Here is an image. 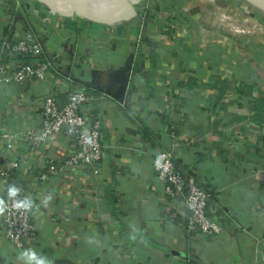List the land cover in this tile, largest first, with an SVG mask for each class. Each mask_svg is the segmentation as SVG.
<instances>
[{
  "label": "crops",
  "instance_id": "obj_1",
  "mask_svg": "<svg viewBox=\"0 0 264 264\" xmlns=\"http://www.w3.org/2000/svg\"><path fill=\"white\" fill-rule=\"evenodd\" d=\"M135 11L104 26L60 18L35 0H0V43L42 45L38 57L1 60L51 65L42 81L0 88V129L14 135L9 151L0 142V168L14 163L12 183L38 206L27 248L54 264H264V43L255 55L177 10ZM68 91L91 97L81 111L100 126L96 174L61 167L73 151L64 135L34 148L23 136L38 131L43 98L61 105ZM165 151L208 194L218 234L185 231L181 200L165 198L152 172ZM48 163L59 171L37 181ZM21 251L0 224V264H19Z\"/></svg>",
  "mask_w": 264,
  "mask_h": 264
},
{
  "label": "built area",
  "instance_id": "obj_2",
  "mask_svg": "<svg viewBox=\"0 0 264 264\" xmlns=\"http://www.w3.org/2000/svg\"><path fill=\"white\" fill-rule=\"evenodd\" d=\"M41 53L42 45L30 39L3 40L0 43V88L21 85L27 81H42L51 69L48 61L37 59L12 67L1 60L2 54L11 57L15 55L38 57ZM90 98L82 91H68L60 105L53 96L44 97L38 131L26 132L23 136L27 135L31 147L34 148L54 135H64L72 143L73 151L62 161L61 167L64 169L83 166L88 167L92 174H96V167L102 156L100 126L97 119L85 117L81 111L82 104ZM13 141L14 135L0 129V142L3 143L5 151L12 149ZM14 166V163H7L0 168L1 196L5 199H7L8 186L14 184L10 174ZM58 171V167L48 163L45 172L39 174L36 180L46 182ZM152 172L160 183L165 198L177 197L181 200L186 213L183 226L187 233L211 236L221 232V225L206 214L208 194L196 184L191 174L176 171L169 152H159L154 156ZM24 196L26 195L22 190L20 198ZM0 224L3 238L14 249L21 251L34 243L36 230L32 211L11 210L4 217H0Z\"/></svg>",
  "mask_w": 264,
  "mask_h": 264
},
{
  "label": "rangeland",
  "instance_id": "obj_3",
  "mask_svg": "<svg viewBox=\"0 0 264 264\" xmlns=\"http://www.w3.org/2000/svg\"><path fill=\"white\" fill-rule=\"evenodd\" d=\"M200 3L196 0H145V2L143 0L136 4V8L140 12L146 11L149 6H156L161 12L168 11V9L177 10L180 13V18L183 16L192 20L196 26L206 32H211L213 38H217L219 35L221 38L227 36L234 39L235 42L243 41L247 46H251L250 53L255 55H258L259 51L263 49L260 46H263L264 43V5L248 0H215L214 4L223 10L212 11L206 6L201 7ZM230 4L233 10H226L228 8L226 6ZM206 11H208L207 14ZM205 14L213 22L212 24L203 19ZM224 16L232 17L228 19ZM184 23H186L185 20Z\"/></svg>",
  "mask_w": 264,
  "mask_h": 264
},
{
  "label": "water",
  "instance_id": "obj_4",
  "mask_svg": "<svg viewBox=\"0 0 264 264\" xmlns=\"http://www.w3.org/2000/svg\"><path fill=\"white\" fill-rule=\"evenodd\" d=\"M49 13L60 18L76 17L87 22L110 26L129 21L136 16L140 0H35ZM252 1L255 4L260 2ZM264 1V0H261Z\"/></svg>",
  "mask_w": 264,
  "mask_h": 264
},
{
  "label": "clouds",
  "instance_id": "obj_5",
  "mask_svg": "<svg viewBox=\"0 0 264 264\" xmlns=\"http://www.w3.org/2000/svg\"><path fill=\"white\" fill-rule=\"evenodd\" d=\"M21 192L22 188L17 184H11L8 186L7 199L0 196V217H4L5 214L11 210L30 212L33 211L34 208H38L30 196L20 198ZM51 199L52 196L49 194L44 198L42 203L47 205ZM9 202H11V205H9ZM131 238L135 239V236ZM17 260L19 261V264H54V261L48 256L38 253L32 248L22 250L18 254Z\"/></svg>",
  "mask_w": 264,
  "mask_h": 264
},
{
  "label": "bare ground",
  "instance_id": "obj_6",
  "mask_svg": "<svg viewBox=\"0 0 264 264\" xmlns=\"http://www.w3.org/2000/svg\"><path fill=\"white\" fill-rule=\"evenodd\" d=\"M196 1H199V2H201L200 3V6L201 7H203V6H206V7H208V9H210V10H212V11H215V10H217V9H221V10H223L222 8H218L215 4H214V1L215 0H196ZM230 1V0H229ZM255 2H260V3H263L264 4V1H261V0H254ZM252 2V1H251ZM236 3V2H235ZM238 6V5H237ZM259 6V5H258ZM226 7H228V8H226V10H231L232 9V5L230 4V5H228V6H226ZM233 10V9H232ZM245 11V10H244ZM208 13V11H206V14ZM204 15L203 16V19L204 20H207V22H209V23H213L212 21H210V19L209 18H207L208 16L207 15ZM210 14V13H209ZM215 14H216V12H215ZM225 18H231L232 16H224ZM237 21V20H236ZM217 22V21H216ZM220 25V24H219ZM259 26V25H258ZM226 31V30H225ZM254 31V30H253ZM235 32V31H234ZM240 32V31H239ZM254 34V33H253ZM244 35V34H243Z\"/></svg>",
  "mask_w": 264,
  "mask_h": 264
},
{
  "label": "trees",
  "instance_id": "obj_7",
  "mask_svg": "<svg viewBox=\"0 0 264 264\" xmlns=\"http://www.w3.org/2000/svg\"><path fill=\"white\" fill-rule=\"evenodd\" d=\"M177 12H178V11H177ZM163 20H164V22L166 23V22H168L169 18H167V19H166V18H163ZM170 20H172V19H170ZM166 27H167V26H166ZM166 27H165V28H166ZM60 28H61V25H60Z\"/></svg>",
  "mask_w": 264,
  "mask_h": 264
}]
</instances>
